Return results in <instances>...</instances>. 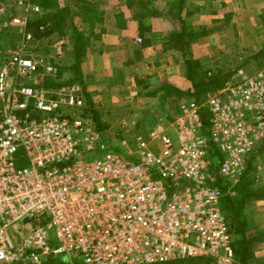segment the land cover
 <instances>
[{"label":"built area","instance_id":"1","mask_svg":"<svg viewBox=\"0 0 264 264\" xmlns=\"http://www.w3.org/2000/svg\"><path fill=\"white\" fill-rule=\"evenodd\" d=\"M33 40L26 32L0 62V264L232 262L222 200L264 140V65L182 100L168 126L124 140L121 154L81 85L45 87L59 68L27 55Z\"/></svg>","mask_w":264,"mask_h":264},{"label":"crops","instance_id":"2","mask_svg":"<svg viewBox=\"0 0 264 264\" xmlns=\"http://www.w3.org/2000/svg\"><path fill=\"white\" fill-rule=\"evenodd\" d=\"M142 1L146 4L149 1L148 7L161 13L160 17H146L143 31L137 18L139 9L132 0L59 1L61 7L81 11L77 16L79 21L89 25L85 33L90 42L81 68L86 91L94 104H109L112 108L123 101L137 99L148 81H166L167 78L166 84L181 88L176 83L183 84L187 80L184 54L164 44L177 29L176 20L169 16V9L177 0ZM185 10L191 13L187 22L195 30H211L214 23L227 18L225 29L200 36L187 52L188 57L199 59L205 68L213 65L208 55H212L211 43L217 38L223 41L234 33L240 51H255L264 44V0H186ZM92 23L95 26L91 28ZM138 38L143 41L139 43ZM162 86L158 100L169 102V114L178 113L185 98H167ZM256 168V180L264 179V166ZM250 204L247 236L255 238L252 264H264V201L253 200Z\"/></svg>","mask_w":264,"mask_h":264},{"label":"rangeland","instance_id":"3","mask_svg":"<svg viewBox=\"0 0 264 264\" xmlns=\"http://www.w3.org/2000/svg\"><path fill=\"white\" fill-rule=\"evenodd\" d=\"M59 1L60 0H55L54 3L61 6ZM36 7L40 9L39 12L36 11ZM41 11L42 9L40 5H37L33 0H0V62L11 56L12 53L16 51V48L22 41L24 34L28 32L25 30L26 19L41 14ZM73 11H71V14L73 16L75 26H77L81 31L88 32L89 25L83 21H79L77 17L81 11ZM82 12L89 13L88 11ZM226 20L227 18H222V21L214 23V27L210 28L211 30H207L208 34L211 35L214 30H222L223 27L225 29ZM200 29H197V31H200ZM230 32L232 34L231 30ZM65 33V35L56 33L53 36L40 41H36L34 38L33 41L28 43L27 55L30 57H42L50 60L59 68V72L62 75L61 81H70L76 77L74 70L71 68L74 63L72 50L73 43L70 39L72 31L66 28ZM213 42L214 43H211V46L214 48L211 50L212 55H208L209 60H211L213 65L206 69L215 73L209 72L211 73V75L208 74L209 77H214L218 71L228 73L234 71L237 72L239 69H244L245 71L252 73L262 68V64L264 65L263 61L248 59L252 57L253 54L263 49L264 44L260 47V49L255 51L237 50L238 48L236 47V38H234V33L233 36L227 37L223 41L217 38ZM219 46H221V48L218 49ZM59 76L54 80L60 81ZM181 76L182 78L184 77L182 72ZM165 80L167 81V78H165ZM166 81H148L149 84L146 83L145 87L142 86V92L139 93V97L135 94L138 97L137 99L135 98L132 101H123L119 106L112 108L108 107L109 104H89L84 90L87 100V108L89 107L87 115L91 118L97 130L104 136L105 140L113 145L119 153L123 154L124 147L122 142L124 140L131 141L134 139V136L138 134L149 137L151 131L154 130L157 125L162 124L164 126H168V124L172 122L170 115H175L177 112L175 114H169V102L167 103V101L158 100V94H160L159 88L168 83ZM176 85L187 91L191 84L188 80H186L183 84L178 82ZM183 98L189 99L190 97L187 96ZM94 111H96V113H94ZM252 159H254L255 164H257L256 167L264 166V152L261 154L260 152H257ZM259 185H264V179L259 181L256 180L253 187L257 188ZM254 201L261 203L264 200ZM249 205H251L250 202ZM250 210L251 209H249V213ZM247 217L248 221H250V216L248 214ZM237 238L238 234L234 232L232 234L233 243ZM215 264L226 263H218L215 260ZM227 264H234V259L232 262Z\"/></svg>","mask_w":264,"mask_h":264},{"label":"trees","instance_id":"4","mask_svg":"<svg viewBox=\"0 0 264 264\" xmlns=\"http://www.w3.org/2000/svg\"><path fill=\"white\" fill-rule=\"evenodd\" d=\"M33 1L37 5H40L42 11L41 14L27 19L25 30L33 34L36 41L49 38L56 33L65 35L66 28L72 31L70 39L74 46V63L71 68L74 70L76 77L70 81H61L62 75L59 72L60 81L46 78L45 87L56 89L63 85L80 84L86 92L89 104H93L91 96L86 91L81 68L87 48L89 47V37L86 36L84 31H81L75 26L69 8L59 6L54 3L55 0ZM185 1L186 0H177L172 3L169 9V16L176 20L177 29L176 32H173V34L164 41V44L166 48L178 50L184 54L186 67L185 77L191 85L187 91L172 84H164L161 89L167 98H183L188 96L197 102H203L210 94L223 89L236 71L228 73L218 71L214 77H209V72H215L206 69L199 59L187 57L186 53L191 48L193 42L200 36L208 34V32L205 30L197 31L188 24L187 18L191 13L189 11L186 12ZM132 3L139 9L137 18L141 22L140 31H143V28L145 27L143 25V20L146 19V17L161 16L159 11L148 7V4L150 3L149 1L148 4H146L142 0H132ZM94 26V23H92L91 28ZM146 28L149 29L148 27ZM248 59L263 61L264 63V48ZM261 66H263V64ZM87 110L89 111V107ZM94 113H96V111H94ZM258 152H260V154L264 152V140L260 144ZM256 171L255 161L254 159H250L248 161L245 175L241 182L235 187V195H227L222 200V210L228 218L231 232L232 234L234 232L238 234V238L233 243L235 253L234 264H252L255 260L253 251L255 238H249L247 236V230L250 226V221H248L247 217V210L249 202L252 200H264V185H259L257 188L253 187V184L256 181ZM156 264H215V260L209 257H198Z\"/></svg>","mask_w":264,"mask_h":264}]
</instances>
